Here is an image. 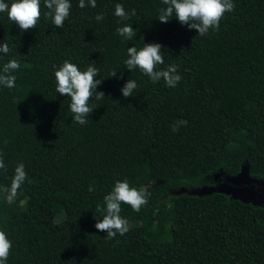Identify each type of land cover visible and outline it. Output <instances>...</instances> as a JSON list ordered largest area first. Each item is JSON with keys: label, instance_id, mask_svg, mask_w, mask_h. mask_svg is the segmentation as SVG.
Listing matches in <instances>:
<instances>
[{"label": "trees", "instance_id": "16d2710c", "mask_svg": "<svg viewBox=\"0 0 264 264\" xmlns=\"http://www.w3.org/2000/svg\"><path fill=\"white\" fill-rule=\"evenodd\" d=\"M70 3L64 28L45 15L44 0L28 31L0 12V45L10 48L0 53V74L9 61L20 63L16 86L0 84V230L12 242L6 264H264V206L190 193L215 185L218 174L237 177L244 166L264 180V0H233L219 30L204 36L175 14L161 23L162 0ZM117 3L136 14L121 21ZM125 24L136 29L131 40L116 31ZM154 42L164 46L157 70L177 66L176 87L126 67L128 47ZM65 60L81 71L94 64L103 80L97 91L105 97L93 90L83 125L73 120L71 98L56 91L55 70ZM129 79L137 88L124 98ZM178 120L187 125L173 132ZM21 163L27 178L13 194ZM118 180L150 195L139 212L121 205L128 231L109 240L95 227L105 213L95 210Z\"/></svg>", "mask_w": 264, "mask_h": 264}, {"label": "clouds", "instance_id": "9594fccd", "mask_svg": "<svg viewBox=\"0 0 264 264\" xmlns=\"http://www.w3.org/2000/svg\"><path fill=\"white\" fill-rule=\"evenodd\" d=\"M166 8H161L158 20L161 23H167L175 14V18L182 25H187L190 30H196L198 35L204 36L209 30H219L220 21L227 12L234 11L233 0H162ZM88 4L95 8L97 0H88ZM44 5L49 9L45 14L51 17L52 23L56 28H64L65 21L70 16L72 7L70 0H44ZM80 8L86 5L85 0H79ZM7 12L8 18L18 25L21 31L35 29L37 22L41 17V0H14L11 6L0 0V12ZM121 21L130 19V16L136 14L135 9L131 14L127 13L124 6L120 3L115 5V13ZM103 14H97L96 20L102 21ZM117 33L126 40H131L136 35V29L132 25L125 24L117 28ZM163 45L160 43H144V46L137 49L136 46L128 47V58L125 61L128 70L139 68L147 75L153 83L163 79L166 86L176 87L182 77L177 74V66L170 65L164 70H157L158 65L164 64ZM10 52L9 44L5 41L0 45V53ZM55 67V66H54ZM20 68V63L13 59L3 66V74H0V84L14 88L16 76L12 73ZM113 72L111 77L116 76ZM99 76L98 69L94 64H90L86 71H81L78 66L69 60L55 70L56 91L57 93L70 97V111L73 113L74 122L83 125L87 122L86 117L93 112L89 101L93 95V90L97 91L99 85L103 83L102 79H96ZM122 78V77H121ZM137 88V82L129 79L121 89L123 97L133 96V91ZM96 99L105 97L103 92L97 91ZM187 125L186 120H178L172 125V131L177 132L179 126ZM0 169L6 171V166L0 154ZM27 178L25 165L19 164L15 168V175L12 179L11 190L15 194ZM143 188L131 187L127 180L116 181L112 191L104 197L103 205H97L96 213H105L102 221L96 217L95 227L99 231H106V239H114L119 233L123 236L128 231V221L121 217V205L127 204L139 212L143 206L148 203V196ZM12 248V242L8 239L6 233L0 230V264H6Z\"/></svg>", "mask_w": 264, "mask_h": 264}, {"label": "rangeland", "instance_id": "374dc122", "mask_svg": "<svg viewBox=\"0 0 264 264\" xmlns=\"http://www.w3.org/2000/svg\"><path fill=\"white\" fill-rule=\"evenodd\" d=\"M253 178L259 179L255 177ZM253 178H250L248 175L243 174L241 178H239L238 180L230 181L228 179V176H224L223 174H218L214 178L215 185L213 187L205 188L203 190H201L202 188L198 190L197 189L191 190L190 193L195 194V195H202V194H211L216 191H223V192L230 194L231 196H234V195L238 196L240 193L248 192V190H252L258 193V196H260V199L262 198L264 200V182L261 180L256 182V180H254ZM184 192H186V190L176 192V194H180ZM248 201L251 202L252 200H248Z\"/></svg>", "mask_w": 264, "mask_h": 264}, {"label": "water", "instance_id": "95a60500", "mask_svg": "<svg viewBox=\"0 0 264 264\" xmlns=\"http://www.w3.org/2000/svg\"><path fill=\"white\" fill-rule=\"evenodd\" d=\"M243 174H246V175H248L250 178H253V177H251V175H250V173H249V168H248V166H244L243 167V170H242V172H241V174L239 175V176H237V177H229L228 176V179L230 180V181H236V180H238L239 178H241V176L243 175ZM254 179V178H253ZM254 180H256V182H258L259 180H261V179H254ZM261 181H263L264 182V180H261ZM214 186V185H213ZM213 186H206V187H203L201 190H203V189H205V188H211V187H213ZM198 190V189H197ZM214 193H223V194H226V195H228V196H230L231 198H233V199H237V200H241V201H243V202H245V203H253V204H255V205H262V206H264V200L261 198L260 199V196H258V193H256V192H254V191H252V190H248V192H243V193H240L238 196H231L230 194H228V193H226V192H223V191H216V192H213V193H211V194H214ZM211 194H202V195H200V196H203V195H211ZM243 194H245V195H243ZM193 195H195V194H193ZM260 199V200H259ZM248 200H252L251 202L250 201H248Z\"/></svg>", "mask_w": 264, "mask_h": 264}]
</instances>
